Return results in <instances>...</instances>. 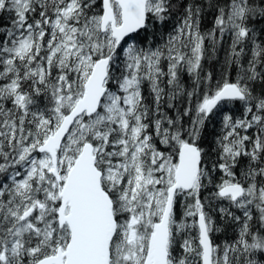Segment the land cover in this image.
I'll list each match as a JSON object with an SVG mask.
<instances>
[{
  "label": "snow or ice",
  "instance_id": "obj_1",
  "mask_svg": "<svg viewBox=\"0 0 264 264\" xmlns=\"http://www.w3.org/2000/svg\"><path fill=\"white\" fill-rule=\"evenodd\" d=\"M0 264H264V0H0Z\"/></svg>",
  "mask_w": 264,
  "mask_h": 264
},
{
  "label": "trees",
  "instance_id": "obj_2",
  "mask_svg": "<svg viewBox=\"0 0 264 264\" xmlns=\"http://www.w3.org/2000/svg\"><path fill=\"white\" fill-rule=\"evenodd\" d=\"M174 22V21H173ZM206 24L208 23V21L205 22ZM151 31V29H150ZM162 31V29H161ZM159 38V37H158ZM223 57H224V52L221 50L219 52V58L221 60H223ZM206 66L209 68V69H212V68H215V67H218V65L215 64V62H206ZM229 107H232L231 105H229ZM233 113L236 115V116H239V109L238 108H234L233 109ZM224 132V129H223V124H222V118L217 116L214 121L212 122H209L208 124V128H207V135H206V143L204 144V147L206 150H209L212 152V155H213V158L215 157V150L218 148V145H217V140L222 136ZM216 175V179L218 180L219 179V175L215 174ZM207 191L204 193L205 196H207ZM183 207L181 204H178L177 207H176V216H177V219H179L180 217H182L183 215ZM221 232L219 233H213V236H214V239L216 240L217 243L223 245L224 242H225V239L226 237H230L232 235V231L229 230L227 233H225L223 231V225L221 224Z\"/></svg>",
  "mask_w": 264,
  "mask_h": 264
}]
</instances>
